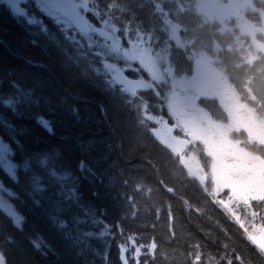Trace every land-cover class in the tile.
<instances>
[{"label":"trees","instance_id":"1","mask_svg":"<svg viewBox=\"0 0 264 264\" xmlns=\"http://www.w3.org/2000/svg\"><path fill=\"white\" fill-rule=\"evenodd\" d=\"M106 5L111 16L98 28L123 35L129 24L172 15L174 4L100 0L102 11ZM95 28H74L67 37L51 19L30 24L0 8V122L17 166L18 209L27 217L23 232L0 231L7 264H103L86 248V235L120 221L125 235L146 245L155 240L147 264H254L257 249L210 197L212 175L193 180L143 118L158 117L155 98L133 99L103 81L102 57L125 60ZM8 93L15 106L4 104ZM192 146L203 165L199 144ZM37 235L41 250L30 242ZM114 236L92 244L119 264L118 228Z\"/></svg>","mask_w":264,"mask_h":264},{"label":"flooded vegetation","instance_id":"2","mask_svg":"<svg viewBox=\"0 0 264 264\" xmlns=\"http://www.w3.org/2000/svg\"><path fill=\"white\" fill-rule=\"evenodd\" d=\"M198 4H206L208 7L212 8L214 12L210 14L213 19H220L222 25L225 26V31L229 27L234 32H238L242 29L243 21L241 9L245 6H253L252 0H195ZM256 7L264 10V4L258 3ZM261 12L257 10L254 12V20H258ZM252 30L254 29V22L251 23ZM178 28V30H175ZM252 30H248L249 32ZM172 34H170V39L173 42L175 48L182 50H177L171 52L175 56L174 61H170L169 57L161 60L160 63L164 66L162 69L155 63L152 54L149 55V61L144 66L146 70L156 69L158 73L166 72L172 73L175 69L177 72L190 73L193 75L197 72L198 64L205 62L208 64V59L202 53L196 54L193 51L184 50V43L181 42L180 29L178 26H173L171 28ZM244 39L243 36L240 37ZM152 63L156 65L153 66ZM251 66L252 70L259 73L260 70H264V59H258L256 61L248 60L241 64V69ZM241 74V82L238 84L236 89L239 90V86H245V83H249L253 90H257L252 87L253 77L249 81H243L242 83V72L238 68ZM210 83L199 82L193 77L188 79H182L179 82L170 86V89L175 92H180L179 90H186L188 86L194 88H199L206 92L204 97H210V91L216 90L213 86H217L223 90V93L214 95L217 97L219 104L225 107L229 112V118L239 129L236 133V137L232 142L228 139L229 136L223 138L222 136H213V139H220L221 156L224 159L223 169L221 172L224 177V184L221 185L222 190L236 197L237 200L244 204V210H251L252 214L255 216V222L257 224L254 229L261 231L264 234V128L260 124H256L254 121L251 124L248 116L239 110L235 109L231 103V97L227 90L230 89L226 82L224 83ZM220 85V87H219ZM181 97L178 100L181 102L183 109L189 108L188 99L183 93H180ZM200 96L197 95V98ZM171 97V101H172ZM234 110V113H231ZM178 116L190 117L191 114L188 113H178ZM188 120V119H185ZM251 129L249 131L248 129ZM210 134V132H208ZM230 132H227L229 134ZM236 143V144H235ZM250 153L251 158L248 156L247 152ZM0 165V181L5 185V178L7 179L3 169ZM228 176V177H227ZM237 192V194H235ZM239 195V196H238ZM0 216H3L0 214ZM259 247V246H258ZM260 248V247H259Z\"/></svg>","mask_w":264,"mask_h":264},{"label":"snow or ice","instance_id":"3","mask_svg":"<svg viewBox=\"0 0 264 264\" xmlns=\"http://www.w3.org/2000/svg\"><path fill=\"white\" fill-rule=\"evenodd\" d=\"M8 4L11 5V12L14 16L23 17L28 23L35 22L34 16H29L26 10L20 7L19 0H8ZM49 8L53 21L61 27L62 31H68L69 33L74 30L76 25H80L85 30L90 26L98 28L101 22L106 19L105 13L111 16V12H108L109 5H106L103 11L101 10L100 0H96L95 5L91 3V0H84L83 6L72 3L70 7L68 6V0H65V2H62V0H52ZM130 71L126 69V74H129ZM109 88H111L110 85ZM0 214L8 218L11 225L17 231L23 232L25 230L27 217L14 204L0 201ZM61 225H66V222L61 221ZM116 228L119 229L120 236L119 240H115L119 264H147V255H154L155 253V240L151 244L146 245L136 239L134 234L125 235L121 221L115 226L104 224L99 228L98 232L89 231L86 235L88 241L86 248L91 249L95 254L99 255L103 264H110L107 252L97 251L92 244V240L107 241V238L115 239L114 230ZM42 241L43 237L39 235L36 238H30V242L37 250H41ZM8 242L12 243L13 238L9 237ZM108 247H110V244L105 242V248ZM0 264H7V258L3 253H0Z\"/></svg>","mask_w":264,"mask_h":264},{"label":"rangeland","instance_id":"4","mask_svg":"<svg viewBox=\"0 0 264 264\" xmlns=\"http://www.w3.org/2000/svg\"><path fill=\"white\" fill-rule=\"evenodd\" d=\"M62 2H65V0H62ZM72 3H73V2H72L71 0H68V6H69V7L71 6ZM47 13H48V15H50V17H51V13H50V12H47ZM76 28L79 29V30H81V31H85V29L82 28L80 25H76ZM89 28H90V27H88L87 30H88ZM127 83H129V82H127ZM123 85H126V82L123 83ZM131 88H133L132 90H134V88L143 89V87H142L141 85H138L137 83H131ZM198 91H199V90H193V91H186V92H184V93H186V97H187V98H190V97H192V96L198 94V93H199ZM175 102L177 103V110H176V113H179V112L182 111L183 107H182V105H180V103L178 102V100H176ZM232 102L234 103V100H232ZM239 108H240V110H242L241 107H239ZM231 111L234 113V110H231ZM198 113H199V117H202V116H203L201 112H198ZM191 122H195V123H197L198 121H197L196 119H194V120L192 119ZM191 125H192V124H189V127H188L190 133H191L193 136H195V137L201 135V134L198 133V132H194V129L191 127ZM212 125H213L214 129H215L217 132H221V131L224 130V127L221 126V125H218V124H212ZM159 128H161V125H160ZM156 130H157V129H156ZM174 130H175V127H173V128H167V130H165V133H166V135L168 136V135L172 134V132H173ZM157 131H158V133H159V135H160V129L157 130ZM165 139H166V137L163 138V141H165ZM167 143H168V142H167ZM169 144L171 145V143H169ZM177 147H178V145H177ZM214 149H215V150H218V149H217V144L214 146ZM219 153H220V152H219ZM220 168L222 169L223 167H220ZM194 174L196 175L197 172H195ZM263 238H264V236L262 235L261 237H258V238H256V239H257V241H260V240H262Z\"/></svg>","mask_w":264,"mask_h":264}]
</instances>
